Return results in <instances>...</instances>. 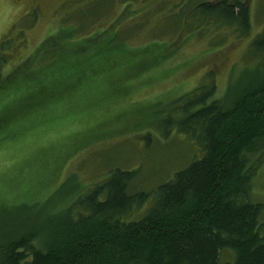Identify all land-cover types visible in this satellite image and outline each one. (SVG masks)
<instances>
[{
  "label": "rangeland",
  "instance_id": "1",
  "mask_svg": "<svg viewBox=\"0 0 264 264\" xmlns=\"http://www.w3.org/2000/svg\"><path fill=\"white\" fill-rule=\"evenodd\" d=\"M245 1L247 31L215 16L186 19L188 7L179 9L186 0H0V240L29 209H38L34 201L64 203L108 182L116 169L137 171L130 191L152 193L131 212L143 214L159 184L203 155L197 137L179 128L184 110H174L177 99L213 83L214 98L226 100L230 89L251 80V67L264 55L252 45L264 29V0ZM51 33L64 34L67 52L79 50L71 64H88L79 67L86 71H77L76 79L100 69L94 82L84 81L56 107L48 103L39 113L22 114L36 96L24 94L33 93L22 76L31 69L21 65L28 58L32 65L48 60L57 39L44 51L39 46ZM119 41L149 54L165 46L169 55L148 66L146 53L127 59L112 45L103 52L102 44ZM115 59L122 60V70L102 67ZM170 114L175 125L165 134L161 124ZM250 155L253 161L262 158L249 198L264 204V148ZM260 221L264 234V210ZM221 259L233 263L234 250L225 249Z\"/></svg>",
  "mask_w": 264,
  "mask_h": 264
},
{
  "label": "trees",
  "instance_id": "2",
  "mask_svg": "<svg viewBox=\"0 0 264 264\" xmlns=\"http://www.w3.org/2000/svg\"><path fill=\"white\" fill-rule=\"evenodd\" d=\"M183 4L188 7V20L199 13L204 19L215 16L238 24L243 31L250 28V7L245 0H186L179 9ZM59 30L68 31L61 26ZM59 33L49 34L39 46L44 51L57 39L45 63L37 60L32 65L28 58L21 65L31 69L22 76L33 93L24 88V94L36 96L23 106L22 114L39 113L48 103L56 107L65 96L75 94L81 83L95 81L100 68L75 78L77 71H86L79 70L86 61L71 64L80 52L74 47L67 52L64 34ZM106 43L103 52L108 45L111 51L118 46L127 59L146 53L125 41ZM252 45L264 54V29ZM39 47L32 56L39 53ZM168 55L165 46L144 54L148 66L165 62ZM260 59L251 67V80L230 89L226 100L214 98L213 83L197 86L177 99L174 110H184L179 128L197 137L203 155L159 184L143 214L136 217L131 212L143 207L152 193L130 191L137 171L116 169L108 182L97 183L64 203L34 201L38 209H29L22 223L1 238L0 264H264L260 221L264 204L249 198L250 182L262 158L253 161L250 153L264 148V55ZM121 61L115 59L102 67L122 70ZM48 64L53 66L47 68ZM15 116L6 121L12 123ZM162 123L165 134L175 125L171 114ZM225 249L234 250L233 263L221 259Z\"/></svg>",
  "mask_w": 264,
  "mask_h": 264
}]
</instances>
